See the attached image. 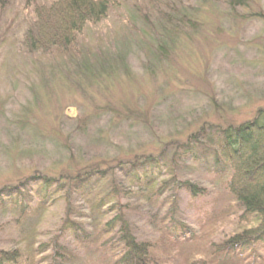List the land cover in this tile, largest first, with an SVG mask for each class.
<instances>
[{
  "label": "rangeland",
  "instance_id": "1",
  "mask_svg": "<svg viewBox=\"0 0 264 264\" xmlns=\"http://www.w3.org/2000/svg\"><path fill=\"white\" fill-rule=\"evenodd\" d=\"M112 1L107 19L89 26L82 38L92 62L107 59L104 69L110 75L76 82L62 75L52 80L53 68L58 74L68 68L55 54L40 60L23 47L22 35L32 17L25 0L0 4V188L35 174L75 179L91 169H111L110 180L123 188L128 184L119 164L184 153V145L202 127H237L264 110V0H245L242 7L229 0ZM181 16L191 24L167 23ZM160 31L166 39L159 40L163 46L157 52ZM39 64L45 71L36 72ZM42 76L43 82L38 80ZM206 149L201 144L193 153ZM209 168L177 158L175 172L165 171L153 184L175 174L210 191L211 196L196 202L176 189L167 190L152 207L131 198L135 190L118 201L117 210H124L136 237L160 243L161 259L213 264L207 258L211 244L244 226L240 212L228 207L234 200L220 190ZM69 206L73 217L89 214L79 197L69 203L61 198L22 230L13 226L9 212L0 210V239L15 250L20 235L31 239L33 248L55 238L75 249L82 263L97 264L91 249L71 238L57 239ZM169 208L175 220L196 232L182 247L159 241L158 221H167ZM211 213L214 220L200 222ZM85 217L81 222H87ZM49 248L35 260L50 255Z\"/></svg>",
  "mask_w": 264,
  "mask_h": 264
},
{
  "label": "trees",
  "instance_id": "2",
  "mask_svg": "<svg viewBox=\"0 0 264 264\" xmlns=\"http://www.w3.org/2000/svg\"><path fill=\"white\" fill-rule=\"evenodd\" d=\"M9 2L0 0L1 5ZM244 2L229 0L237 7L244 6ZM25 4L32 8V17L22 35L23 47L28 53L37 54L40 60L55 54V58L68 67L61 74L53 68L56 75L51 76L52 80L62 75L73 82L94 81L110 75L104 69L107 59L102 57L92 62L94 58L89 56L82 38L89 26H98L107 19L114 7L112 0H52L49 3L25 0ZM141 16L146 20L145 15ZM174 20L177 24H191L186 16L170 19L167 23ZM162 33L156 34L157 41L165 38ZM157 45L156 51L159 52L162 41ZM39 69L36 72L45 71L42 64ZM38 80L42 81L43 76ZM190 140L191 143L184 145V153L173 154L170 158L147 156L123 166L119 164L123 181L128 184L123 188L110 180L111 169H91L75 179L31 175L23 183L0 188V210L11 215L14 225L10 221L8 224L24 230L20 226L38 218L56 200L62 198L69 203L76 196L85 202L83 207L89 214L73 217L69 206L57 239L60 236L71 238L75 244L91 249V258L96 257L97 264H175L172 260L161 259L157 240H139L125 218L124 210L117 208L120 198L131 190H135L131 198L144 200L143 203L151 207L169 189L185 191L193 202L211 196L205 187L180 181L175 174L153 187L157 177L165 171L175 172L177 158H185L212 167L209 172L214 173L220 190L234 200V206L228 204V207H235L240 212L239 221L244 223L232 236L212 243L207 258L209 256L213 264H264V110H259L251 121L237 127H202ZM201 144L207 149L196 156L194 147ZM99 185L103 188L98 189ZM111 213L113 215L106 219ZM84 217L87 222H81ZM175 217V212L169 208L164 215L167 221H158L159 241L171 248L182 247L183 240L196 237L194 230ZM214 219V213H211L200 222L209 223ZM20 236V246L15 250H10L6 246L8 243L0 239V264H85L75 249L55 238L52 244L33 248L31 239ZM47 247H50L51 254L35 260L36 256L47 251Z\"/></svg>",
  "mask_w": 264,
  "mask_h": 264
}]
</instances>
